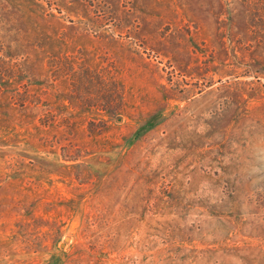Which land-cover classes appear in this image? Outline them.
I'll return each instance as SVG.
<instances>
[{
    "label": "rangeland",
    "instance_id": "374dc122",
    "mask_svg": "<svg viewBox=\"0 0 264 264\" xmlns=\"http://www.w3.org/2000/svg\"><path fill=\"white\" fill-rule=\"evenodd\" d=\"M0 264H264V0H0Z\"/></svg>",
    "mask_w": 264,
    "mask_h": 264
},
{
    "label": "trees",
    "instance_id": "16d2710c",
    "mask_svg": "<svg viewBox=\"0 0 264 264\" xmlns=\"http://www.w3.org/2000/svg\"><path fill=\"white\" fill-rule=\"evenodd\" d=\"M72 87H73V85H72ZM109 107H110L111 111L119 112L120 108H121V104H117V105L116 104H110ZM105 108H108V107H105Z\"/></svg>",
    "mask_w": 264,
    "mask_h": 264
}]
</instances>
